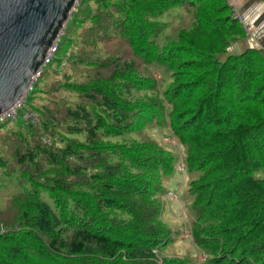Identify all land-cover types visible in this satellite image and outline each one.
<instances>
[{
    "label": "trees",
    "instance_id": "obj_1",
    "mask_svg": "<svg viewBox=\"0 0 264 264\" xmlns=\"http://www.w3.org/2000/svg\"><path fill=\"white\" fill-rule=\"evenodd\" d=\"M233 12L229 0L75 10L64 81L38 77L27 96L36 124H0V264H189L166 253L179 231L163 218L180 158L198 263L264 264V53L227 54L247 37Z\"/></svg>",
    "mask_w": 264,
    "mask_h": 264
},
{
    "label": "water",
    "instance_id": "obj_2",
    "mask_svg": "<svg viewBox=\"0 0 264 264\" xmlns=\"http://www.w3.org/2000/svg\"><path fill=\"white\" fill-rule=\"evenodd\" d=\"M78 0H0V116L23 98Z\"/></svg>",
    "mask_w": 264,
    "mask_h": 264
},
{
    "label": "rangeland",
    "instance_id": "obj_3",
    "mask_svg": "<svg viewBox=\"0 0 264 264\" xmlns=\"http://www.w3.org/2000/svg\"><path fill=\"white\" fill-rule=\"evenodd\" d=\"M92 4H93V0H78L76 5L74 6V8L72 9V11L69 15V18L66 22V25L63 28L62 34H61V36H62V39H61L62 40V42H61L62 48L58 54H55L57 59L56 60L53 59V61L51 63H49L47 66H45L44 69L47 68L50 74L47 73L46 76L44 75L43 77H42L43 74H41L39 76L40 79L39 78L36 79V80L39 79V82L35 86L36 88L38 87V89H40L41 87L45 86V83H48V82H49V84H51L52 80L53 81H55V80L64 81L65 75L62 74V71H64V67H66L65 62L68 60V58L70 57L72 52L75 50V47L77 46L76 35H77L78 31H80V29H81L78 26L79 24L73 22V20H72V17H74L73 14H75V10H76V12L80 11V9H81V11L86 10L88 7H91ZM261 15L264 17V11L262 12ZM260 24H262V25H260ZM260 24H257L256 27H259L261 29L264 25V18L261 20ZM69 26H70V33L67 34L66 33V27H69ZM172 26L174 27V25H169L157 37V43L160 47L167 44V42L173 38L174 31H173ZM64 34L68 35L67 39H66L67 36H64ZM263 34H264V30H261V33L259 34V36H261L260 38H263ZM61 36H60V38H61ZM247 36H248V34H247ZM246 38H244V39H246ZM249 38H251V36ZM240 41H242V40H240ZM59 43H60V41L58 42V46H59ZM234 44H232V45H234ZM261 44L257 43L253 47L261 50L264 53V40H263V42H261ZM245 46H248V45H245ZM243 47H244V45H243ZM229 48L227 50V54L230 53L229 55H232L231 52H229ZM248 48H250V47H245L244 50H242L239 53H242L243 51H245ZM239 53L237 52V54H239ZM65 73L66 74L70 73L68 68L65 69ZM155 76L157 79L159 78V75L157 73L155 74ZM36 80L34 81L35 83H36ZM31 90H29V92ZM29 92H27V94L23 97V101H24L25 106H26V99H27V96L29 95ZM29 96H31V95H29ZM26 108L28 110H30L27 106H26ZM13 121L15 122L14 125H16V126L22 125V123H24L26 125L31 124V123L25 122L22 118H18L17 120H13ZM157 140L161 144H163L165 146L168 145L169 147H172L177 152H180V149L177 147L176 142L172 137H169L166 134H162V135H159L157 137ZM186 179L187 178H186L185 173L183 172V166H182L181 158H180V162L177 165V172H175L173 174V176L170 177L165 182V188L167 189V192L164 195L165 200L163 202L164 203V212H163L164 216H163V218H164V220L168 221V223H170L175 228V230L179 231V233L176 234V236H175L176 240L174 241L173 245H171L170 248L166 250V253L171 254V255L186 254L190 258L189 264H200V263H198L197 260H202L203 256L197 255V253L194 250H192V248L189 244L187 231L185 229H183L184 223H186V220L188 218L189 206H190V203L192 200V197L187 192ZM20 190H22L20 187H13L12 185H9V187H7V189L5 191V194H10V193L17 192ZM178 196L180 199L178 198ZM3 206H4V197L0 196V209L3 208Z\"/></svg>",
    "mask_w": 264,
    "mask_h": 264
},
{
    "label": "crops",
    "instance_id": "obj_4",
    "mask_svg": "<svg viewBox=\"0 0 264 264\" xmlns=\"http://www.w3.org/2000/svg\"><path fill=\"white\" fill-rule=\"evenodd\" d=\"M229 1L233 10L236 11L241 16L243 22L245 23L247 27L248 36L249 37L251 36V38L247 36L246 39L235 43L229 48V52H231V54H237V52L239 53L242 50H244L245 47H253L257 43L261 44V42H263L264 34H263V38H260L261 36H259V34L261 33V30H264V25L261 29L256 26L257 24H260L261 20L264 18L261 15L262 12L264 11V0H229Z\"/></svg>",
    "mask_w": 264,
    "mask_h": 264
},
{
    "label": "built area",
    "instance_id": "obj_5",
    "mask_svg": "<svg viewBox=\"0 0 264 264\" xmlns=\"http://www.w3.org/2000/svg\"><path fill=\"white\" fill-rule=\"evenodd\" d=\"M233 16L240 19L241 20V16L234 11ZM60 41V37L54 41L50 47L48 48L43 63L41 65V67L39 68L33 82L32 85L29 87L28 91L32 89L33 83L34 81L41 75L43 69L45 68V66H47L49 63H51L53 61V59L55 58V54L58 50V42ZM18 118H22L25 122L27 123H31V124H36L37 119L35 114L28 110L24 104L23 98L19 99L17 101V103L13 106V108L11 110H9L8 112L4 113L3 115L0 116V124L9 121V120H17ZM4 232V228L2 226H0V233Z\"/></svg>",
    "mask_w": 264,
    "mask_h": 264
}]
</instances>
